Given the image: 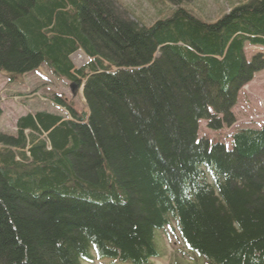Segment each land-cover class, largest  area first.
Listing matches in <instances>:
<instances>
[{
  "label": "trees",
  "instance_id": "16d2710c",
  "mask_svg": "<svg viewBox=\"0 0 264 264\" xmlns=\"http://www.w3.org/2000/svg\"><path fill=\"white\" fill-rule=\"evenodd\" d=\"M164 1L170 14L147 24L116 0H0V73L47 68L88 110L53 94L70 118L28 111L0 134V264H154L159 231L206 264H264V127L231 149L199 138L202 120L236 123L264 71L245 54L264 47V0L211 22L193 0Z\"/></svg>",
  "mask_w": 264,
  "mask_h": 264
},
{
  "label": "rangeland",
  "instance_id": "374dc122",
  "mask_svg": "<svg viewBox=\"0 0 264 264\" xmlns=\"http://www.w3.org/2000/svg\"><path fill=\"white\" fill-rule=\"evenodd\" d=\"M118 7L124 11L131 19L141 18L147 24H151L158 18L169 15L171 8L164 0H116ZM239 0H193L187 3L185 7L191 10L200 19L206 21H218L227 13L231 7ZM160 12V13H159ZM261 53L264 56V49L247 45L245 54L247 60L254 55ZM83 55L84 53L81 52ZM77 55L72 56V60L77 65L86 63ZM46 85V86H45ZM70 84L61 79H53L51 72L46 69H37L30 74L17 77L9 81L6 73H0V134L14 135L16 134V122L20 116L28 111H49L54 114H61V110L51 105V96L58 94L67 104L79 111L85 106V100L82 89L73 96V92L69 87ZM38 91L36 97H32L29 102L24 103V96L32 95ZM23 98V99H22ZM45 99V100H42ZM49 99V101H47ZM234 114L237 123L230 129L222 131H211L207 128V122H200L199 137L208 139L212 142H221L227 147H231V136L241 129H260L264 126V72L257 74L254 80L244 87L240 93L238 103L234 108ZM67 116V115H64ZM160 235L157 240L159 251L162 257L154 261V264H206V260L202 257L198 259L191 255L188 251L184 252V245L181 240L174 238V234L159 231ZM94 264H128L109 261H98Z\"/></svg>",
  "mask_w": 264,
  "mask_h": 264
},
{
  "label": "water",
  "instance_id": "95a60500",
  "mask_svg": "<svg viewBox=\"0 0 264 264\" xmlns=\"http://www.w3.org/2000/svg\"><path fill=\"white\" fill-rule=\"evenodd\" d=\"M71 89H72V91L76 90V91H74V95H76L78 88L75 85H72Z\"/></svg>",
  "mask_w": 264,
  "mask_h": 264
},
{
  "label": "crops",
  "instance_id": "0c3cea01",
  "mask_svg": "<svg viewBox=\"0 0 264 264\" xmlns=\"http://www.w3.org/2000/svg\"><path fill=\"white\" fill-rule=\"evenodd\" d=\"M30 112H31V111H30ZM24 114H25V113H24ZM24 114H22V115H24ZM22 115H21V116H22Z\"/></svg>",
  "mask_w": 264,
  "mask_h": 264
},
{
  "label": "bare ground",
  "instance_id": "6f19581e",
  "mask_svg": "<svg viewBox=\"0 0 264 264\" xmlns=\"http://www.w3.org/2000/svg\"><path fill=\"white\" fill-rule=\"evenodd\" d=\"M79 114V113H78Z\"/></svg>",
  "mask_w": 264,
  "mask_h": 264
}]
</instances>
